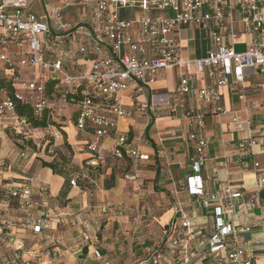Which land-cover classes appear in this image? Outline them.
<instances>
[{"label": "built area", "instance_id": "obj_1", "mask_svg": "<svg viewBox=\"0 0 264 264\" xmlns=\"http://www.w3.org/2000/svg\"><path fill=\"white\" fill-rule=\"evenodd\" d=\"M44 4L0 0V70L14 87L13 95L7 88L0 92V123L14 125L17 133L23 132L21 125L32 132L38 127L17 112L18 101L29 103L38 117L45 111L53 116L59 105L71 104L75 126L89 136L92 166L105 161L103 143L111 136L109 154L143 160L148 155L139 152L128 132L118 129V121L134 113L125 108L123 93L131 86L136 93L151 90L161 69L194 63L199 73L209 76V84L194 88L190 78L183 77L171 94L153 95L143 108L154 114L157 104L165 103L171 113L190 123L194 153L186 185L194 200L211 208L214 231L193 245L192 215L178 205L179 218L169 224L167 236L147 246L146 257L132 263L167 264L169 253L172 264H207V259L211 264H262L248 249L250 241L241 240L253 232V225L248 219L238 223V217L251 211L264 232V162L255 157L257 151L264 154V130L238 144L240 156L247 157L240 161L256 171V188L247 193L226 183L212 192L202 176L210 142L206 111L187 107L180 94H192L211 113L219 114L227 112L222 104L224 86L242 85L244 101L249 91L264 93V0H45ZM190 29L209 34L211 46L200 58L181 55L183 33ZM240 32L252 36L245 51L236 50ZM249 106L257 108L254 103ZM233 121L241 123L239 116ZM33 183L26 178L0 182V264H37L42 257L35 245L56 239L53 231L48 234L53 223L51 189L43 182L36 188ZM70 183L78 185L75 178ZM83 224L90 226L86 219ZM229 236L235 246L229 245ZM259 244L264 250V238Z\"/></svg>", "mask_w": 264, "mask_h": 264}, {"label": "crops", "instance_id": "obj_2", "mask_svg": "<svg viewBox=\"0 0 264 264\" xmlns=\"http://www.w3.org/2000/svg\"><path fill=\"white\" fill-rule=\"evenodd\" d=\"M183 36L181 55L184 59L207 54L211 46L207 31L185 30ZM251 39L250 34L240 32L235 46L247 48ZM183 77H189L194 88L210 83L206 73H199L196 65L189 63L186 67L161 69L151 90L136 93L135 86H131L123 93L125 108L134 113L120 119L118 129L128 132L139 152L148 155L143 160L109 154L108 149L113 143L111 136L103 143L105 161L94 167L87 149L89 136L79 131L75 124L68 123L62 132L66 134L73 169L69 171L65 167L66 157L61 155L63 164L57 169L53 162V170L44 167L36 155L29 157L11 138V128L0 123V182L26 178L33 180L35 188L43 182L51 189L49 204L53 223L48 234L53 231L56 239L35 245V251L42 257L37 264H133L134 260L146 257L147 246L167 236L169 224L179 218L178 205L184 206L192 215L196 232L193 245L198 246L214 231L215 215L211 208H204L194 200L186 185L194 153L190 123L181 114L171 113L165 103L157 104L154 114L143 108L153 95L171 94ZM221 91L227 112L219 114L211 113L209 107L192 94H180L187 107L206 111L205 130L210 142L206 149L208 159L202 167L204 184L215 192L226 183H232L235 188L241 187L250 193L256 188L257 174L253 167L240 161L247 157L240 156L238 144L251 133L264 130V93L249 91L244 101L240 99L243 92L240 84L224 86ZM250 103L256 104L257 108H250ZM235 116L240 117V125L233 121ZM255 157L264 162L262 152L257 151ZM73 178L77 179L78 185H71ZM261 198L264 204V190ZM250 213H239L238 223L248 219L253 225V232L242 235L241 240L250 241L248 249L264 264V250L259 244L264 232L259 219ZM85 219L90 223L88 228L83 224ZM228 243L235 246L232 236L228 237ZM166 262L172 264L169 253ZM211 263V259H207V264Z\"/></svg>", "mask_w": 264, "mask_h": 264}, {"label": "rangeland", "instance_id": "obj_3", "mask_svg": "<svg viewBox=\"0 0 264 264\" xmlns=\"http://www.w3.org/2000/svg\"><path fill=\"white\" fill-rule=\"evenodd\" d=\"M38 13L41 12L38 8ZM238 51L246 49L245 45H236ZM59 98V97H57ZM59 102V99H56ZM59 105L52 120L54 123H49L47 128H37L30 132L29 129L24 126H20L23 132L17 133L13 128L14 125H9L11 128L10 136L14 139L18 147L22 148L29 154V157H34L41 161L46 160L49 162H55L57 169L60 168V164L63 162L60 160L61 155L66 157L65 167L70 171L73 169L72 157L70 149L66 142V134L62 132L65 125L72 123L74 125L75 120V107L71 104ZM44 129V130H43ZM60 161V162H59Z\"/></svg>", "mask_w": 264, "mask_h": 264}, {"label": "trees", "instance_id": "obj_4", "mask_svg": "<svg viewBox=\"0 0 264 264\" xmlns=\"http://www.w3.org/2000/svg\"><path fill=\"white\" fill-rule=\"evenodd\" d=\"M7 76L4 74L3 71L0 70V92L3 88H7L11 95H13L14 87L12 82L7 80ZM17 112L20 113V115L26 117L33 125V127L38 128H47L46 126L49 125V123H54L52 120V115L45 111L42 116H36L33 107L26 102L18 101L17 104ZM42 165L44 167H49L55 170V164L51 161L42 160Z\"/></svg>", "mask_w": 264, "mask_h": 264}, {"label": "water", "instance_id": "obj_5", "mask_svg": "<svg viewBox=\"0 0 264 264\" xmlns=\"http://www.w3.org/2000/svg\"><path fill=\"white\" fill-rule=\"evenodd\" d=\"M44 1H45V0H41L42 4H43V5H44V7H45Z\"/></svg>", "mask_w": 264, "mask_h": 264}]
</instances>
